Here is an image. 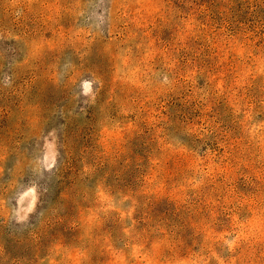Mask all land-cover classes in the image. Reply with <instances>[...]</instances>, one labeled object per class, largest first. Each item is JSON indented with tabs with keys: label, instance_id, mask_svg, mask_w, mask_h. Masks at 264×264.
<instances>
[{
	"label": "rangeland",
	"instance_id": "rangeland-1",
	"mask_svg": "<svg viewBox=\"0 0 264 264\" xmlns=\"http://www.w3.org/2000/svg\"><path fill=\"white\" fill-rule=\"evenodd\" d=\"M0 264H264V0H0Z\"/></svg>",
	"mask_w": 264,
	"mask_h": 264
}]
</instances>
